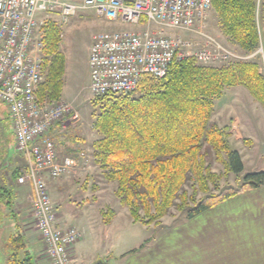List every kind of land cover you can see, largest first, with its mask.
<instances>
[{
  "label": "trees",
  "instance_id": "trees-1",
  "mask_svg": "<svg viewBox=\"0 0 264 264\" xmlns=\"http://www.w3.org/2000/svg\"><path fill=\"white\" fill-rule=\"evenodd\" d=\"M211 1L222 32L247 54L255 53L260 47L257 12L260 7L264 11V0L261 5L258 0ZM41 31L46 78L37 95L41 101L53 103L62 96L66 58L61 52L58 24L49 20ZM235 86H244L264 103V76L257 63L237 61L210 67L197 64L194 57L174 61L163 79L145 78L133 94L95 99L100 108L93 128L101 138L92 144L94 157L106 179L117 184L116 196L134 222L158 224L172 209L180 212L183 220H192L245 191L264 186V172L260 171L245 174L239 187L221 189L222 176L214 173L209 163L213 159L221 164L224 176L239 177L245 171L242 155L230 147L229 127L212 121L215 101ZM6 109L7 120L0 118L3 160L14 145L7 134L11 130L14 138ZM187 184H191V192ZM7 195L1 185L0 205ZM200 195L203 197L198 199ZM109 214L113 213H105ZM111 220L112 216L104 217L105 224ZM9 244L13 253L8 264H33L21 235Z\"/></svg>",
  "mask_w": 264,
  "mask_h": 264
},
{
  "label": "built area",
  "instance_id": "built-area-1",
  "mask_svg": "<svg viewBox=\"0 0 264 264\" xmlns=\"http://www.w3.org/2000/svg\"><path fill=\"white\" fill-rule=\"evenodd\" d=\"M91 10L108 21L140 26L143 30L100 33L89 49L91 93L97 97L130 95L145 78L163 79L174 61L194 57L201 65L241 58L207 38L211 0H0V103L9 111L15 150L27 157L17 182L30 184L36 230L51 264H74V247L80 239L75 227L58 226L44 175L59 179L76 167L72 158L58 160L54 145L45 136L66 119L80 120L71 104L46 107L37 98L45 80L42 27L58 18L66 21L80 11ZM53 18H56L55 21ZM201 35L215 47H198L181 35Z\"/></svg>",
  "mask_w": 264,
  "mask_h": 264
},
{
  "label": "rangeland",
  "instance_id": "rangeland-1",
  "mask_svg": "<svg viewBox=\"0 0 264 264\" xmlns=\"http://www.w3.org/2000/svg\"><path fill=\"white\" fill-rule=\"evenodd\" d=\"M258 3L261 5V0H258ZM53 19L57 20L56 18ZM257 22L259 24L260 47L255 53L247 54L222 32L217 15L212 11L205 31L208 35L207 38L212 39L211 43H218L220 46L238 55L241 59L232 62H211L203 66H228L237 61L255 62L260 67V72L264 76V11H262L261 7L257 12ZM56 23L62 34L61 52L66 58L63 97L61 96L59 101L53 103L48 100L41 101L38 95L37 98L46 107L54 106L60 102L69 103L78 112L80 117L78 123L67 121V119L63 122H58L45 136L54 145L55 151L57 148L62 147L67 156L76 161V168H74L75 175L65 177L66 179L60 177V180L55 184L56 186L65 188V192L61 195H65L67 204H75L72 209L62 207L61 212L65 215L67 221L79 223L81 220L77 221L76 213L84 210L85 214L89 216L88 219L95 223L92 227L95 235L98 236L102 232L100 228L101 221H104V217L109 218L112 216V220H114L113 234H116L117 246L119 245L121 249H136L142 244L151 242L167 243L169 233H167L168 229L166 227L181 223L184 219L183 215L176 209H172L170 214L158 224L148 226L140 222H134L128 208L123 206L116 196L117 184L106 179V172L97 163L92 145L101 138L99 133L93 128L100 105L96 106L94 103L96 97L90 90L89 67L86 65L93 36L100 33L123 30L137 32L143 30L146 27L145 24L142 23V25L137 26L108 21L98 17L91 10L80 11L76 15L67 18L66 21L58 18ZM165 34L171 36L181 35L192 41L194 44V50L191 51L192 55L198 47L211 46L212 51L213 48L216 49L215 45L213 46L211 43L209 45L206 37L198 34L190 35L174 31H166ZM197 64L199 63L197 62ZM233 101H236L239 106L232 108L231 104H229V108H225L226 113H223L222 120L224 123L229 124L231 117H238L241 120V127H248L246 128L245 135L247 139L236 140L234 137L232 138L231 134L228 139L230 147L242 152L246 158V168L244 173L239 177L234 175L224 176L223 166L214 162L213 159H209V163L213 165V172L222 176L219 182L221 189L229 186L239 187L242 177L249 172H264V103L258 102L244 86H235L228 87L225 90L222 98L215 101V107L217 106L218 108V105H222V103H231ZM7 117L6 107L0 103V118L7 120ZM50 133L54 134L57 141L50 137ZM7 134L10 140L13 141L12 131L8 129ZM250 136L252 138H249ZM73 139L77 140L81 146H78ZM68 143H71V146ZM249 154L254 155L253 158L251 157L253 161L247 156ZM7 156L5 160L0 159V177L4 176L5 172L12 171V166L10 165L14 163L13 159L18 156L14 145H10ZM64 158L65 156L58 158V160L60 159L61 161ZM23 166L24 164L19 168H23ZM55 180L57 181V179ZM190 185L187 184L186 186L189 192H191ZM211 193L218 194L219 192L212 190ZM61 195L59 196L60 199L63 198ZM201 197L203 195H200L198 199ZM106 212H112L113 214L105 215ZM26 215L29 216V219L26 221V229L36 230L31 203H29L28 209H26ZM100 216H102L103 220L98 221ZM18 223L20 222L18 221ZM28 237H31V234L26 237V245L29 248L33 263L48 264L47 261L50 263L45 254H43V249H40L41 245L38 242V238H35L33 242H29ZM3 256L0 252V264H5ZM38 257L40 259L43 258V261H36Z\"/></svg>",
  "mask_w": 264,
  "mask_h": 264
},
{
  "label": "crops",
  "instance_id": "crops-1",
  "mask_svg": "<svg viewBox=\"0 0 264 264\" xmlns=\"http://www.w3.org/2000/svg\"><path fill=\"white\" fill-rule=\"evenodd\" d=\"M88 60L89 53L87 66ZM229 104L232 108L239 106L236 101H233L222 103L218 105V108L214 107L212 121L220 127L231 126L229 131L232 138L247 139L245 135L248 127L242 128L238 117H231L229 124L223 122V113H226L225 108L228 109ZM50 137L57 141L53 133H50ZM73 141L81 146L77 140L73 139ZM68 144L71 146V143ZM56 151L58 158L64 156L70 158L62 147L57 148ZM240 154L245 165L246 158L242 152ZM247 156L250 160L254 157L253 154ZM13 160L14 163L10 165L12 171L5 172L0 178V186H4L8 191V197L3 199L0 205V252L4 255L5 264H8L10 255L13 253L9 241L19 235L23 237L25 244L29 234H31V237H28L29 242L38 238L40 249H43L44 254V244L40 233L37 230L26 229V221L29 219L26 209L29 203L33 204V188L30 184L21 185L17 182L19 172L26 167V157L18 153ZM23 164V168H19ZM74 170L73 168L63 178L74 176ZM44 180L58 214V226L62 229L75 227L80 232L81 238L73 252L74 264H98L99 262L102 264H264V186L245 191L214 206L197 218L183 220L179 224L166 227L169 233L167 243L151 242L142 244L136 249L126 250L117 246L116 234H113L114 220H111L109 224L101 221L102 232L99 236L93 231L92 226L95 223L88 219L89 216L84 210L76 213L77 221L81 220L79 223L67 221L61 212L62 207L72 209L75 204L68 205L65 195H61L65 192V188L55 185L60 179L56 181L45 174ZM60 195L63 196L62 199L59 198ZM99 218L98 221L103 220L102 216ZM28 252L30 253L29 250ZM20 258H24L23 251L20 253ZM36 261H43V258L38 257ZM47 263L50 264L48 261Z\"/></svg>",
  "mask_w": 264,
  "mask_h": 264
}]
</instances>
